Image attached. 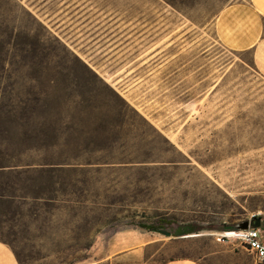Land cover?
<instances>
[{
  "label": "rangeland",
  "instance_id": "374dc122",
  "mask_svg": "<svg viewBox=\"0 0 264 264\" xmlns=\"http://www.w3.org/2000/svg\"><path fill=\"white\" fill-rule=\"evenodd\" d=\"M167 1L0 0V41L12 46L1 56L41 36L52 58L53 39L23 6L143 118L99 100L77 149L6 150L0 192L16 198L0 202V240L19 264L224 258L215 234L231 231L208 228L264 221V78L213 28L242 0ZM73 65V80L110 94ZM7 71L8 93L27 70ZM160 218L205 230L174 239L139 227Z\"/></svg>",
  "mask_w": 264,
  "mask_h": 264
},
{
  "label": "trees",
  "instance_id": "16d2710c",
  "mask_svg": "<svg viewBox=\"0 0 264 264\" xmlns=\"http://www.w3.org/2000/svg\"><path fill=\"white\" fill-rule=\"evenodd\" d=\"M9 1L15 2V0ZM22 9L36 20L44 33L51 36L55 43V51L52 58H49L47 53L43 52L45 41L43 37L38 36L35 46L20 47V55L17 58L0 55V176L10 167L6 165L8 162L6 150L11 147L22 145L28 150H41L65 146L69 149L73 147L77 149L88 133L85 124L95 113L96 101L102 100L107 106L115 108L114 99H116L118 117L128 116L124 110L126 107L142 118L66 42L54 35L26 8L22 6ZM9 47H12L10 42L0 41V51ZM75 63L92 74L110 94L90 90L79 81L73 80L69 72L72 71ZM14 64L27 71L12 74L18 81L11 85V91L7 93L3 89L4 80L11 76L7 66ZM184 158L190 162L185 156ZM15 198L13 194L0 192V202L11 203L10 201ZM139 227L152 233L168 230L172 237L176 238L199 234L205 230L192 223L179 224L163 218L158 219L155 224L141 223ZM208 229L235 231L237 226L224 224L218 228ZM0 241L10 247L8 243Z\"/></svg>",
  "mask_w": 264,
  "mask_h": 264
},
{
  "label": "crops",
  "instance_id": "0c3cea01",
  "mask_svg": "<svg viewBox=\"0 0 264 264\" xmlns=\"http://www.w3.org/2000/svg\"><path fill=\"white\" fill-rule=\"evenodd\" d=\"M213 28L225 48L241 54L249 52L250 65L264 78V0H242L227 5L216 17ZM260 229L264 243V221ZM221 244L227 246L224 258L219 256L221 252H212L207 258L175 259L165 264H258L245 248L229 242ZM0 264H19L11 247L1 241Z\"/></svg>",
  "mask_w": 264,
  "mask_h": 264
},
{
  "label": "built area",
  "instance_id": "2783aa9c",
  "mask_svg": "<svg viewBox=\"0 0 264 264\" xmlns=\"http://www.w3.org/2000/svg\"><path fill=\"white\" fill-rule=\"evenodd\" d=\"M215 240L219 243L229 242L237 244L248 250L259 264H264V243L260 228L218 233L215 234Z\"/></svg>",
  "mask_w": 264,
  "mask_h": 264
},
{
  "label": "water",
  "instance_id": "95a60500",
  "mask_svg": "<svg viewBox=\"0 0 264 264\" xmlns=\"http://www.w3.org/2000/svg\"><path fill=\"white\" fill-rule=\"evenodd\" d=\"M260 227H261V219L257 218L255 220L247 221V222L239 224L237 226V230L246 231L249 228H260ZM157 233L165 237H168V238H173L172 234L168 230H159Z\"/></svg>",
  "mask_w": 264,
  "mask_h": 264
}]
</instances>
